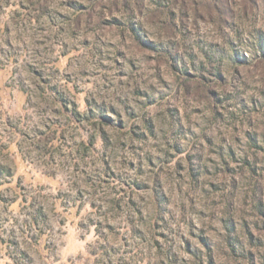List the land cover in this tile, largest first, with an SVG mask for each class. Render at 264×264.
I'll return each mask as SVG.
<instances>
[{"label": "rangeland", "instance_id": "obj_1", "mask_svg": "<svg viewBox=\"0 0 264 264\" xmlns=\"http://www.w3.org/2000/svg\"><path fill=\"white\" fill-rule=\"evenodd\" d=\"M0 264H264V0H0Z\"/></svg>", "mask_w": 264, "mask_h": 264}]
</instances>
